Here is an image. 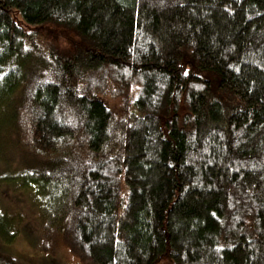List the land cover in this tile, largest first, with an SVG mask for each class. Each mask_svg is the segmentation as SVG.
<instances>
[{
  "label": "trees",
  "instance_id": "16d2710c",
  "mask_svg": "<svg viewBox=\"0 0 264 264\" xmlns=\"http://www.w3.org/2000/svg\"><path fill=\"white\" fill-rule=\"evenodd\" d=\"M4 114L41 251L264 264V0H0Z\"/></svg>",
  "mask_w": 264,
  "mask_h": 264
},
{
  "label": "rangeland",
  "instance_id": "374dc122",
  "mask_svg": "<svg viewBox=\"0 0 264 264\" xmlns=\"http://www.w3.org/2000/svg\"><path fill=\"white\" fill-rule=\"evenodd\" d=\"M16 21L24 28L28 26L16 15ZM10 116L0 117V176L6 173H18L31 170L35 165L26 155L18 141V132L13 128ZM33 191L18 190L12 183H6L0 192V210L8 214L22 216L17 236L10 244L0 240V252L9 255L23 264H80L66 249L58 244L49 247L56 252L51 256L39 249L44 242L38 220L39 210L35 206ZM165 264V263H162Z\"/></svg>",
  "mask_w": 264,
  "mask_h": 264
}]
</instances>
